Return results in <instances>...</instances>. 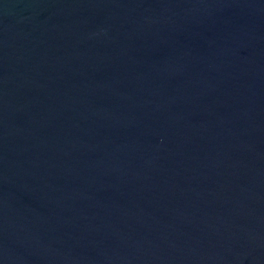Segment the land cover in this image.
<instances>
[{
  "label": "water",
  "instance_id": "1",
  "mask_svg": "<svg viewBox=\"0 0 264 264\" xmlns=\"http://www.w3.org/2000/svg\"><path fill=\"white\" fill-rule=\"evenodd\" d=\"M0 264H264V0H0Z\"/></svg>",
  "mask_w": 264,
  "mask_h": 264
}]
</instances>
